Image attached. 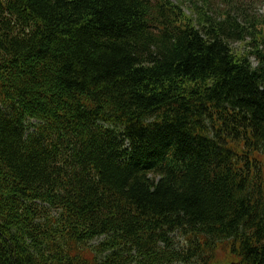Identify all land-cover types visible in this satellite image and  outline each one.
<instances>
[{
  "label": "trees",
  "instance_id": "trees-1",
  "mask_svg": "<svg viewBox=\"0 0 264 264\" xmlns=\"http://www.w3.org/2000/svg\"><path fill=\"white\" fill-rule=\"evenodd\" d=\"M257 1L0 0V264H264Z\"/></svg>",
  "mask_w": 264,
  "mask_h": 264
},
{
  "label": "rangeland",
  "instance_id": "rangeland-1",
  "mask_svg": "<svg viewBox=\"0 0 264 264\" xmlns=\"http://www.w3.org/2000/svg\"><path fill=\"white\" fill-rule=\"evenodd\" d=\"M175 2H178L180 0H172ZM183 4L185 3V0H181ZM188 5H184V10L188 13L189 9L187 7ZM250 13H252L254 16H257L264 22V0H259L256 4V7L252 8L250 10ZM191 20H195V22H200L196 17L190 16ZM245 43L242 42H232L231 47H233L236 50H241L245 46ZM182 237H180L181 241ZM228 240L222 241L216 245V248L213 252V256L209 259V264H235V259H233L229 253H227V244ZM237 262V261H236Z\"/></svg>",
  "mask_w": 264,
  "mask_h": 264
},
{
  "label": "bare ground",
  "instance_id": "bare-ground-1",
  "mask_svg": "<svg viewBox=\"0 0 264 264\" xmlns=\"http://www.w3.org/2000/svg\"><path fill=\"white\" fill-rule=\"evenodd\" d=\"M153 14V13H152ZM195 21V20H194ZM168 25V24H167ZM173 29V28H172ZM5 50V49H4ZM20 179V178H19ZM14 196V195H13ZM49 232V231H48ZM9 252V251H8ZM31 264V263H30Z\"/></svg>",
  "mask_w": 264,
  "mask_h": 264
}]
</instances>
